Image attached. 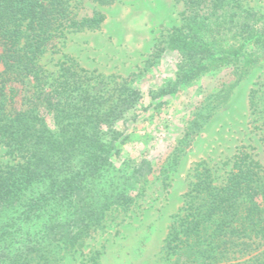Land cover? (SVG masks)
<instances>
[{"label": "trees", "instance_id": "obj_1", "mask_svg": "<svg viewBox=\"0 0 264 264\" xmlns=\"http://www.w3.org/2000/svg\"><path fill=\"white\" fill-rule=\"evenodd\" d=\"M82 1L0 0V146L12 161L0 163V264H60L110 211H126L140 166L150 170L141 163L127 172L128 161L115 162L130 139L117 124L135 119L138 91L65 54L50 69L41 61L61 53L67 35L100 28L104 14L79 16ZM175 1L183 5L182 23L167 48L179 56L176 83L240 57L247 67L264 59V7ZM239 71L235 82L247 72ZM256 85L248 106L264 152V78ZM222 166L221 179L205 161L190 169L183 205L163 239L165 264H264V164L241 149Z\"/></svg>", "mask_w": 264, "mask_h": 264}, {"label": "rangeland", "instance_id": "obj_2", "mask_svg": "<svg viewBox=\"0 0 264 264\" xmlns=\"http://www.w3.org/2000/svg\"><path fill=\"white\" fill-rule=\"evenodd\" d=\"M247 1L250 7H264V0ZM94 9L105 17L98 30L67 35L61 53L46 54L41 61L50 69L65 54L89 72L127 80L139 99L135 119L117 124L130 139L120 146L115 162L128 161L127 172L141 163L150 170L140 166L143 175L130 187L134 199L126 211H110L60 264H165L163 239L183 205L190 169L205 161L221 179L228 169L223 162L241 149L264 164L260 130L248 106L249 93L264 78V59L258 55V61L247 67L240 57L234 65L178 84L179 56L167 48V40L182 23L181 3L114 0L100 6L83 0L79 16ZM237 68L247 70L239 82ZM181 142V157L173 164L171 154ZM0 163H12L2 146ZM163 168H168L165 174Z\"/></svg>", "mask_w": 264, "mask_h": 264}]
</instances>
